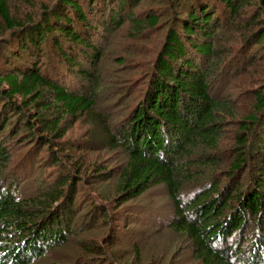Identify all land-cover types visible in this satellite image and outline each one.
<instances>
[{
	"label": "trees",
	"instance_id": "16d2710c",
	"mask_svg": "<svg viewBox=\"0 0 264 264\" xmlns=\"http://www.w3.org/2000/svg\"><path fill=\"white\" fill-rule=\"evenodd\" d=\"M21 1L28 10L14 13V0H0V264H44L70 242L80 264H121L106 248L116 230L83 234L113 218L130 224L133 210L116 211L160 185L174 209L170 228L195 262L264 264V81L253 84L251 71L264 57L252 52L264 51V0H193L157 41L160 12L134 11L146 0ZM123 27L127 48L111 55L110 35ZM95 34L107 38L103 46ZM241 66L250 109L238 100L243 85L213 91ZM78 121L87 135L67 139ZM25 141L31 154L18 156ZM90 150L126 159L112 165ZM28 159L42 170L36 191L22 187ZM86 180H114L113 207L86 195V220L78 221L86 208L74 202Z\"/></svg>",
	"mask_w": 264,
	"mask_h": 264
},
{
	"label": "rangeland",
	"instance_id": "374dc122",
	"mask_svg": "<svg viewBox=\"0 0 264 264\" xmlns=\"http://www.w3.org/2000/svg\"><path fill=\"white\" fill-rule=\"evenodd\" d=\"M15 2L12 3L13 11L14 13L19 12V10H28L26 5L23 3V1L14 0ZM34 5L41 4L43 2L47 4H53L56 0H31ZM174 1H177V7L175 5V9H178L180 15H176V11L173 10V4ZM193 0H146L141 2L140 5L134 8V11L137 14H142L145 12V10L150 11L154 10L156 12H160L161 15V24L159 30L152 36L151 38L155 41L160 40L161 36H163L166 33L168 21L171 19H174L175 16L182 17V15H187V6L192 4ZM184 5L186 6L184 8ZM181 11V12H180ZM102 30V29H101ZM124 31H128L126 27H123L122 29L118 30V32L110 35L112 38L111 47L109 48L110 52L113 51L111 55H116L119 51L118 46L124 50L127 47H125V37L123 36ZM103 31H99L98 34H103ZM125 33V32H124ZM126 34V33H125ZM106 32H104V37ZM95 40L96 42L103 46L104 41L97 37L95 34ZM122 39V40H121ZM149 39V38H148ZM157 39V40H156ZM137 42H140L139 40ZM135 41V43H137ZM131 44V43H130ZM121 45V46H120ZM125 49H123V47ZM117 49V50H115ZM262 49V50H261ZM46 50L44 48L41 49V51ZM252 52L255 53H263L262 47L253 46ZM23 56L25 58L28 57L27 53H23ZM55 55H53L52 59L54 61H58V58ZM21 60V59H19ZM51 60V61H53ZM12 67H24L23 64H17L16 61L12 62ZM60 63L63 67H66L65 63L60 61ZM130 63V62H129ZM256 69L249 67L251 71L255 73L254 77V83L253 84H262L264 81V57L257 58L256 61ZM16 64V65H15ZM131 64L132 61H131ZM47 64H42L43 71L46 69ZM237 68L234 69L233 72H229L228 78H223L219 83L220 87L214 88V94L215 95H225L228 92H232L233 88L235 86L240 87L243 84V79L246 78L245 74L242 73L245 72V68L242 69ZM246 67V66H245ZM105 68V67H104ZM6 70V69H5ZM4 66L0 63V71H5ZM8 70V69H7ZM48 72V70H46ZM71 74V72L69 73ZM52 78H57L58 76L54 73H50ZM243 75V76H242ZM254 75V74H253ZM65 83L72 82V80L69 79L66 75H61L60 78ZM243 90L239 93L238 100L240 102V105H242L246 109H250V103L252 101V96L248 95L245 91H248L247 87L244 85L241 87ZM247 89V90H246ZM245 90V91H244ZM245 92V93H244ZM237 94V93H236ZM118 98L114 97L112 100H110V103H114V101H117ZM120 103H123V101L120 100ZM119 103V105H120ZM109 104V103H108ZM118 105V104H117ZM115 107V105H113ZM102 108V107H101ZM115 108H113V111H116ZM122 110V111H121ZM119 112H116V117L118 121H120V118L124 116V113L126 112L124 109H121ZM124 110V112H123ZM88 125L83 121H78L75 123L73 128L68 132L66 138L67 139H75L80 140V138H85L87 135ZM33 147L30 143L23 142L21 145H19V149L16 151L18 156L21 157L24 156L26 153H30V149ZM42 155V154H41ZM88 156L90 158H95V156H101L104 160L111 158L114 160L112 165L114 164H120L122 161H124L126 158L124 157L123 153L120 152H112L109 150H105L104 152H100L98 150H90L88 152ZM20 158V157H18ZM31 159L22 161V164L25 165L24 168L20 170V173L23 175V177H27V179L24 180V183L22 187L26 188L29 187L31 191H34L36 186H38V180H40V175L42 170L39 169V166L37 164H34ZM25 163V164H24ZM31 166H33V169H31ZM36 169V170H35ZM35 171V174H31ZM50 171H53V175H56V172L58 173L57 169H53ZM48 173H45V176ZM90 178H88L89 180ZM88 180L86 182H81L78 188L79 194L76 197V201L74 202V205L81 207L85 205L86 210L82 214H80V217L78 221L81 219H85L86 217L83 215L87 213L88 210V203L85 202V196L88 195L89 197H94L99 200H101L105 206H109V208L112 210V203L109 199V195L112 193L114 180L106 181V182H96V183H89ZM36 191V190H35ZM133 207V208H132ZM133 210L127 213V210ZM172 202L170 201L167 191L165 190L164 186H155V188L149 189L148 192L143 194L139 197V199H136L135 201H131L129 203H126L123 205L122 208L118 209L116 211L117 218L119 215H123L127 213L128 220H130V224L125 225L124 220H116L113 218L112 222H108L106 227H102L104 225H100L98 222V226H95L94 229H92L91 232H87L83 234V237L85 239H90L91 237H96V235L99 233L97 237L99 239L104 236L105 234L108 235L110 230H116L115 236L110 237L112 242H110L107 245L108 249V255L111 260H116L118 263L121 264H130L129 261L134 260V258H137V249L141 251L142 258L140 257V264H200L199 262H195L192 259V254H190L189 249L187 248V241H182L178 236L176 235L175 231H172L170 228L172 216L174 214L173 211ZM114 216V215H113ZM115 217V216H114ZM84 220V221H85ZM91 224H93L91 222ZM79 229V228H78ZM77 238H82V235L80 232L75 231ZM85 235V236H84ZM102 235V236H101ZM101 236V237H100ZM83 238V239H84ZM79 246L76 243L70 242L69 245L64 247H59V249L54 250L48 257H46L44 264H80L78 256H80ZM106 249V250H107ZM137 259V260H138ZM134 260L133 264H137ZM115 261V262H116ZM92 264H100L98 261H93Z\"/></svg>",
	"mask_w": 264,
	"mask_h": 264
}]
</instances>
